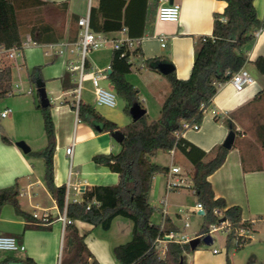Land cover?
<instances>
[{
    "label": "crops",
    "instance_id": "crops-1",
    "mask_svg": "<svg viewBox=\"0 0 264 264\" xmlns=\"http://www.w3.org/2000/svg\"><path fill=\"white\" fill-rule=\"evenodd\" d=\"M43 1L45 3L39 5L38 0H15L18 19L25 37L24 43L27 42L28 45L24 48L23 54L13 61L18 68L25 66L28 69V62L34 66L40 65L25 52L26 48L39 45L49 47V49L44 50V60L52 65L60 61L61 65L55 70L51 69V74L49 76L46 74L47 77L42 74L41 70L42 78H40L44 82H57L61 91L56 98H61L62 102L60 105H53L51 110L56 127L57 142L54 156L55 183L57 186L67 184L70 156L67 154L66 148L74 142L73 183H80L84 189L95 185H116L119 182V174L107 166L97 164L93 157L102 153H116V148L119 145L112 137V133L102 131L103 124L100 121L94 124V122L90 123L80 119L79 113L74 107L76 89L79 84L78 76L75 71L67 68L68 63L77 61L79 57L71 52L65 55H58L57 53L61 44L73 42L69 39L72 34L70 33L71 29L75 25L73 16L77 15L81 18L90 15L91 7H99L101 0H91L89 3L86 0ZM173 2L181 6L180 19L177 22L158 20L157 9L161 3H164V0H125L121 16L122 29L102 31L110 37L121 38L129 35L141 39V55L133 57L134 68L132 72L126 75V78L139 89V100L146 108L147 115L154 103L160 107L157 118L160 117L163 102L170 93L172 86L167 76L159 70L146 68L145 60L161 57L174 65L177 77L183 79L190 77L200 38L204 35L212 36L216 15L223 13L227 6L225 0H173ZM64 4H66L65 8H63ZM254 4L262 26L257 29L260 32L248 51L249 60L243 66L254 77V83L242 91H238L230 80L224 82L218 88L212 104L206 110L200 123V129H186L182 135L191 143L204 149L207 152L205 160H209L215 155L216 147L225 141L231 130V125L235 126L238 131L235 139L237 146L229 150L224 163L208 179L216 197L224 198L228 206L238 205L242 208L243 220L251 223L250 230L245 232V236L249 238L247 243L264 244V98L256 99L257 93L264 88V74L258 70L254 63L258 56L264 55V0H255ZM102 5L107 15L109 14L112 18L114 15L118 17L120 1L102 0ZM48 6L63 13L65 19L62 24L58 25L56 41H46L39 44L33 40L31 28L37 21V13ZM101 21L102 17H99V22ZM124 28L127 29L126 33L123 32ZM79 30L81 31L80 27ZM162 34L167 36L165 47L161 45L159 38ZM103 48L92 51L88 55L89 70L83 80V88H86L89 96L95 95L91 70L105 68L112 61V46ZM15 68H13V74ZM69 80L77 86L69 87L67 85ZM103 80H106L110 89L115 91L108 74L104 75L100 82ZM81 99L84 101L83 94ZM34 104L36 107V102ZM214 109L218 113L217 119ZM209 110L211 114L207 113ZM12 112L13 110L6 117ZM103 116L109 119L108 116ZM132 121L134 120L131 115L130 122L124 125L116 123L120 127H124ZM6 137L9 142L3 140L0 132V189L17 182L21 190L19 201L24 213H18L10 203L4 204L0 209V232L14 235L20 243L26 246V249L0 250V264H31L27 261L29 258L37 264H60L65 237V226L60 217L64 215V212L60 211L55 198L46 186L43 158L30 155L31 151H41L46 147L47 136L45 146H43L44 144L42 146L36 145V141L25 134L18 136L20 138ZM16 139H26L31 151L25 153L17 145ZM167 153L171 154L174 160L176 155L180 154L184 160L183 166L176 163L167 165L169 171L174 165L180 166L181 174L185 180L183 186L172 189V192L188 187L194 194L191 188L193 184L191 177L184 176L182 173L184 166L191 169L193 173V164L179 149L175 148L174 152ZM160 175L162 173L156 174L152 183L150 201L153 206L155 205L152 200L159 195L164 183L160 179ZM163 175L167 176L168 181V174ZM187 178L190 179V182L186 181ZM166 190L169 191L167 187ZM71 196L72 199L83 200V192L79 193L72 190ZM168 197L170 198V193L167 192L166 198ZM164 201V208L155 206L159 210L162 220L168 216L174 224L179 226L180 231L177 232L186 234L190 240L201 236L200 231L195 234L187 232L190 224L186 226V222H188L186 210L183 209L184 212L180 213L179 208L178 211L171 213L168 210L167 200ZM192 211L195 212L194 207ZM45 215H47V219L43 218ZM183 217H185L184 225L178 222ZM153 220L155 221L154 216ZM75 224L80 233L85 236V242L89 249L102 264H120L114 256L113 249L132 239L134 222L131 219L117 216L108 230L79 219L75 221ZM215 250L216 248L212 251L206 250L200 246L193 252L186 254L185 264H228V258L230 264H235L233 256L229 255V249L226 252L220 250L215 252ZM235 250L239 249L235 248ZM262 252H264V245L255 246L247 256L252 258L251 262L253 263L262 256Z\"/></svg>",
    "mask_w": 264,
    "mask_h": 264
},
{
    "label": "trees",
    "instance_id": "trees-1",
    "mask_svg": "<svg viewBox=\"0 0 264 264\" xmlns=\"http://www.w3.org/2000/svg\"><path fill=\"white\" fill-rule=\"evenodd\" d=\"M118 1L121 3L120 12L118 17L114 15V18L103 10L102 0L99 7H91L90 25L94 31L122 29L121 16L125 0ZM225 1L227 6L223 13L216 15L212 36L204 35L199 40L190 77L179 78L175 71L166 75L172 89L163 102L159 118L149 120L146 113L141 119L120 127L116 122L104 117L91 104L80 100L78 110L80 119L90 123L100 121L103 124L102 131L113 133L120 130L124 134V140L119 144L121 146L119 152L102 153L93 157L97 164L107 166L119 174L118 184L86 188L83 192V200H70L66 203V184L57 186L55 183L54 156L57 142L51 111L53 104L42 107L40 103H36V107L42 111L47 145L41 151H31L30 155L43 158L46 186L55 198L60 211L64 212L66 209L67 217L72 220L65 226L60 264H102L87 246L85 236L80 233L75 221L84 220L108 230L117 216L129 218L134 222L132 239L113 249L114 256L120 264H181L182 260V264H185L186 254L198 249L204 243L192 249L189 242L167 241L165 252L162 254L161 248L156 243L157 238L172 230L180 231V228L168 216L164 220L155 222L153 216L157 208L150 201L155 175L158 173L166 175L169 172V166L157 163L154 158L160 152L167 153L175 148L179 149L194 166L191 188L205 210V221L200 229L201 236L208 235L211 226L225 218L231 224L227 232V249L232 246L241 249L249 241L248 237L239 233L242 228L246 230L251 228V223L243 220L242 208L238 205L228 206L224 198L216 197L208 179L224 163L230 149L220 144L215 149V155L205 160L207 152L182 135L186 130L185 123L202 122L206 110L218 91V84L230 80L232 75L248 62V51L256 40L255 32L262 26L254 4L255 0ZM44 3L45 1L38 0L39 5ZM65 7L66 4L63 8ZM99 17H102L101 22ZM73 20L75 25L71 29L72 34L69 39L76 41L80 36L79 16L74 15ZM57 33L58 30L53 25L41 21L40 18L31 28V36L39 44L56 41ZM24 40L15 0H0V47L8 49L21 47ZM138 55H141L140 45L132 49L125 45L113 49L111 72L108 73L116 93L125 98L127 102L125 109L128 112L134 103H141L139 89L126 78V75L133 71L135 65L133 57ZM160 62L169 61L155 57L146 59L144 64L146 68L158 71L157 65ZM254 63L264 74V55L258 56ZM13 68L9 63L0 65V97L9 94L12 90ZM86 68L89 70L88 60ZM41 70V65L29 70V77L33 82L36 83L42 78ZM67 85L77 86L70 80ZM259 98H264V88L257 93L256 99ZM231 129L238 133L234 125H231ZM2 138L5 142H9L5 135H2ZM236 143L235 140L233 147L237 146ZM20 194L21 190L17 182L0 189V209L4 204L10 203L18 213H24L19 201ZM93 200H97L99 204H93ZM216 209L220 210V214L215 212ZM27 261L37 264L31 258ZM228 264H230L229 258Z\"/></svg>",
    "mask_w": 264,
    "mask_h": 264
},
{
    "label": "rangeland",
    "instance_id": "rangeland-1",
    "mask_svg": "<svg viewBox=\"0 0 264 264\" xmlns=\"http://www.w3.org/2000/svg\"><path fill=\"white\" fill-rule=\"evenodd\" d=\"M91 0H86L89 3ZM37 19H41V21L49 23L53 25L57 30H59L60 24L63 23L65 16L63 13H60L54 8L48 6L47 8H42L40 12L37 13ZM49 49V47L45 46H31L25 49L26 54L33 59V61L39 62L38 64L42 67V74L49 76L51 69L55 70L60 64V61L56 62L55 65L50 64V62L44 60L43 53L44 50ZM104 49V48H102ZM92 53V52H91ZM90 53V54H91ZM89 54V55H90ZM21 61V59H20ZM11 64L15 68L17 65L14 63L13 59H2V64ZM27 67L23 66L22 68H18V66L14 69L13 74V84H12V92L0 97V114L6 107H11L13 112L6 118H2L0 116V132L1 135H6L8 137H16L23 136V134L31 136L36 142V145H46V134L44 129L43 115L42 111L35 107V102L40 103L37 83L33 82L29 77V70L32 69L34 65L28 62ZM46 76V77H47ZM46 80V79H44ZM46 89L48 92V96L53 105H60L62 102L61 98H56L57 95L60 94V89L58 88L57 82L53 81H45ZM79 83V79H78ZM17 84H20V87H17ZM101 85L107 89H110L108 82L103 80ZM85 88V87H84ZM82 88V94L84 101L91 104L98 111H100L103 115L108 116L110 120L115 121L121 125L126 124L131 121V115L128 111H126L125 107L127 102L125 98L116 93V102L117 105L115 107L109 106H98L96 103L95 95H88L86 88ZM32 89V93L29 90ZM55 89V90H54ZM37 105V104H36ZM158 112H160V107L154 103L150 109L148 114V119L153 120L158 117ZM211 114L210 110L207 112ZM157 114V115H156ZM94 124L98 121H93ZM239 139V138H238ZM18 141L24 140L28 143L26 139H16ZM118 143V142H117ZM29 144V143H28ZM119 145V143L117 144ZM120 147V148H119ZM116 148V151L119 152L121 146L119 145ZM155 160L164 166L170 165L172 163H176L180 166L184 165V160L177 154L175 160L172 158V155L166 152H160ZM182 173L184 176L191 177L192 171L187 167H182ZM44 174H45V165H44ZM187 178L186 181L190 182V179ZM160 179L164 181L163 186L159 195L153 198V204L158 208H164L165 204L164 200H167L169 204L168 210L173 213L179 208H182L187 211L188 217L187 220L190 226L187 228V232L191 234H195L200 231L202 225L204 224L205 217L202 214H199L197 211L193 212L192 209L197 203V197L193 194L192 190L188 187H183L179 191L172 192V190L167 191V176L163 174L160 175ZM170 193V198H166ZM171 205V206H170ZM190 210V211H189ZM154 219L156 222L161 220V214L159 210L154 215ZM179 224L184 225L185 217L183 219L178 220ZM213 237V243L210 245L203 244L201 247L206 250L212 251L214 248L220 250L221 252H226V239H227V231L223 228L218 231H215L211 234ZM264 245L261 243L257 244H249L247 243L243 248L239 250H235L234 246L229 249V255L233 256V260L235 264H264V252L261 253L262 256L258 260H255L253 263L252 258L248 257L247 254L251 251V249L255 246ZM163 254V253H162ZM246 257V258H245Z\"/></svg>",
    "mask_w": 264,
    "mask_h": 264
},
{
    "label": "built area",
    "instance_id": "built-area-1",
    "mask_svg": "<svg viewBox=\"0 0 264 264\" xmlns=\"http://www.w3.org/2000/svg\"><path fill=\"white\" fill-rule=\"evenodd\" d=\"M181 6L178 3L170 2V0H164V3H161L157 9V18L160 21H171L177 22L180 19ZM78 25L81 28L79 39L73 42L63 43L60 45V48L57 50L58 55H65L68 52L74 53L78 55V60L75 62H70L67 65V68L71 71H75L77 73L79 84L76 89V103L75 107L77 112L79 110V104L82 97V88H83V80L85 76L88 74V70L86 68V61L88 59V55L92 51L99 50L103 47L112 46L113 49H119L121 45H125L127 48L132 49L141 43V39L138 37H131L126 35L121 38L110 37L103 32H96L92 29L90 25V15L79 18ZM127 29L124 28L123 32H127ZM259 30L255 32L257 36L259 34ZM161 45L165 47L167 45V36L162 34L160 35ZM35 43V42H34ZM28 45L27 42L23 43L21 47H13V48H4L0 47V65L2 64V59H13L16 60L19 56L23 54L24 48ZM124 55V54H123ZM111 69V66H107L105 68H100L97 70H91L92 75V83L94 86L96 103L102 106L115 107L117 105L116 102V92L107 89L101 85V78L104 75L108 74V71ZM230 82L233 84L236 90L242 91L248 85L254 83V77L250 73V71L246 67H242L240 70L235 72L230 78ZM223 83H219L218 87H220ZM20 84H17V87H20ZM12 92V90H11ZM10 92V93H11ZM32 93V90H29ZM12 111L11 108H6L1 112V117H6ZM215 115L218 113L214 109ZM185 129H200V124L194 123H185ZM73 148L74 142L71 143L67 148L66 152L70 156L69 158V171H68V181H67V190H66V203L70 200L78 201L77 199H72V190H75L79 193L85 191L83 190V186L79 184H74L72 179L74 175V163H73ZM174 152V149L171 150ZM177 176V177H176ZM185 180L183 175L181 174L180 166H172L168 173V181L167 188L168 190H172L178 187L183 186ZM165 204V201L163 202ZM93 204H99L97 200H93ZM90 206V205H89ZM88 206V207H89ZM204 210L202 203L198 202L194 206V211ZM180 213H183L184 210L182 208L179 209ZM216 213L220 214V210L216 209ZM47 219V215L43 217ZM63 221L64 226L68 223H71L72 220L67 217L66 209L64 211V215L60 217ZM225 219V218H224ZM186 226H189V222H186ZM230 222L228 220H220L218 224H213L210 228L209 234L211 235L213 232L218 231L220 229H225L229 231ZM247 230L242 228L239 230L240 235L245 236V232ZM167 241H176V242H189L190 238L186 234H180L177 231H169L165 233L164 236L157 238V245L161 248L162 253L165 252V244ZM26 246L18 241V239L14 235L3 234L0 232V250L7 251H15V250H25ZM217 252V249L215 250Z\"/></svg>",
    "mask_w": 264,
    "mask_h": 264
},
{
    "label": "water",
    "instance_id": "water-1",
    "mask_svg": "<svg viewBox=\"0 0 264 264\" xmlns=\"http://www.w3.org/2000/svg\"><path fill=\"white\" fill-rule=\"evenodd\" d=\"M173 2V0H171V3ZM157 69L164 75H168L170 73H172L174 71V65L170 62H160L157 65ZM111 72V69L108 71V73ZM37 88H38V94H39V99H40V105L42 107H48L51 104V100L48 96V92L46 89V85L45 82L42 79H38L37 80ZM129 113L132 115L133 120L137 121L139 119H141L143 116H145V114L147 113L146 108H144L142 106L141 103L136 102L134 103L130 109H129ZM112 137L118 142L121 143L124 140V134L122 133V131L120 130H116L112 133ZM236 139V131L231 129L230 132L228 133L225 141L223 142V146L226 147L227 149H231L234 145ZM17 145L25 152L28 153L31 151V147L26 143V141L21 140L17 142ZM84 190V187H83ZM200 214L204 215L205 214V210H201L199 212ZM222 221L225 220L224 218L221 219ZM204 243L206 245H210L213 243V237L208 234L204 237L202 236H197L193 239L190 240V245L192 247V249H196L200 243ZM183 262V260H182ZM181 262V264H182Z\"/></svg>",
    "mask_w": 264,
    "mask_h": 264
}]
</instances>
